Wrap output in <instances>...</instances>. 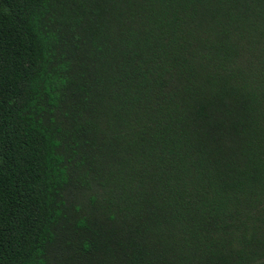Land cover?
<instances>
[{
    "label": "trees",
    "instance_id": "trees-1",
    "mask_svg": "<svg viewBox=\"0 0 264 264\" xmlns=\"http://www.w3.org/2000/svg\"><path fill=\"white\" fill-rule=\"evenodd\" d=\"M0 264H264V0H0Z\"/></svg>",
    "mask_w": 264,
    "mask_h": 264
}]
</instances>
